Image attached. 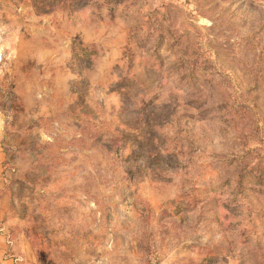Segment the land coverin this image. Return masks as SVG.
<instances>
[{"label": "rangeland", "instance_id": "374dc122", "mask_svg": "<svg viewBox=\"0 0 264 264\" xmlns=\"http://www.w3.org/2000/svg\"><path fill=\"white\" fill-rule=\"evenodd\" d=\"M15 264H264V0H0Z\"/></svg>", "mask_w": 264, "mask_h": 264}, {"label": "crops", "instance_id": "0c3cea01", "mask_svg": "<svg viewBox=\"0 0 264 264\" xmlns=\"http://www.w3.org/2000/svg\"><path fill=\"white\" fill-rule=\"evenodd\" d=\"M8 160L5 153L0 152V264H15L14 259L9 257V237L13 221L11 220V209L6 205L7 194L4 189L6 177L9 170L6 169L4 161Z\"/></svg>", "mask_w": 264, "mask_h": 264}]
</instances>
